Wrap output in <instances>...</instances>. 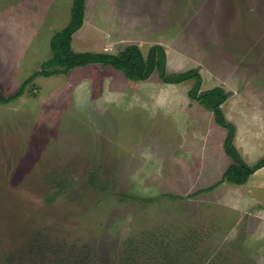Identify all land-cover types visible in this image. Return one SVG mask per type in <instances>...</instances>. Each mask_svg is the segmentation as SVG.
Listing matches in <instances>:
<instances>
[{"label": "rangeland", "instance_id": "rangeland-1", "mask_svg": "<svg viewBox=\"0 0 264 264\" xmlns=\"http://www.w3.org/2000/svg\"><path fill=\"white\" fill-rule=\"evenodd\" d=\"M72 3L0 0L3 96L52 56ZM132 43L223 87L234 143L264 157V0L87 1L75 50ZM195 84L90 63L0 102V264H264V171L221 181L228 130Z\"/></svg>", "mask_w": 264, "mask_h": 264}, {"label": "trees", "instance_id": "trees-1", "mask_svg": "<svg viewBox=\"0 0 264 264\" xmlns=\"http://www.w3.org/2000/svg\"><path fill=\"white\" fill-rule=\"evenodd\" d=\"M86 5L87 0H73L70 21L63 29L56 32L52 38V56L44 61L42 68L25 80L13 95L5 97L0 93V102H8L21 96L26 90V84L36 75L50 76L56 73L69 72L75 67L90 63L110 65L122 70L127 78L136 81L148 78L155 70L158 71L163 81L168 83H179L195 78L196 84L190 90L191 97L213 111L217 123L228 130L224 147L232 162L223 173L221 181L244 184L249 180L252 173L264 166V157L251 166L243 159L234 143L236 125L228 120L222 107L229 93L221 86L201 91L203 80L197 68L168 73L166 68L167 53L161 44L153 45L147 56L144 55L140 45L136 43L129 44L117 53L75 50L72 45L73 35L85 22ZM211 187H215V185Z\"/></svg>", "mask_w": 264, "mask_h": 264}, {"label": "crops", "instance_id": "crops-1", "mask_svg": "<svg viewBox=\"0 0 264 264\" xmlns=\"http://www.w3.org/2000/svg\"><path fill=\"white\" fill-rule=\"evenodd\" d=\"M88 1V0H87ZM86 13H87V5H86ZM85 18H86V14H85ZM252 135H253V133H252ZM260 135V134H259ZM247 137H250V135L249 134H247ZM235 144L237 145V147H239V149H240V151L242 152V154H243V156H244V158H245V161L246 160H248L246 157H245V155H246V153L248 154V156H250L251 155V147H252V144H250V142H249V140H247L246 141V143H244V144H239V141H238V138L235 140ZM262 155H259V156H257L256 158H251L250 160L251 161H247V162H249V164H253L257 159H259L260 157H261ZM228 162V166H229V164L232 162V160L231 161H227ZM227 166V167H228ZM227 167H226V169H227ZM225 169V170H226ZM257 171H259L258 173H260V171H264V167H262V168H260V169H258V170H256L255 172H254V175H256V173H257ZM225 172V171H224ZM223 172V173H224ZM253 174V173H252ZM253 175V176H254ZM260 176H262V177H264L263 176V173L262 174H260ZM249 183H251V181L249 182ZM248 185V184H247ZM248 190H251V189H248ZM250 193V192H249Z\"/></svg>", "mask_w": 264, "mask_h": 264}]
</instances>
